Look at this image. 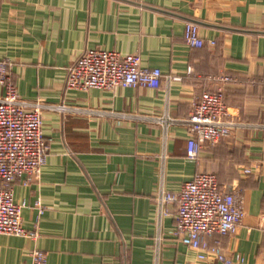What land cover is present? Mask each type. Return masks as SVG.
Listing matches in <instances>:
<instances>
[{
	"label": "crops",
	"instance_id": "obj_1",
	"mask_svg": "<svg viewBox=\"0 0 264 264\" xmlns=\"http://www.w3.org/2000/svg\"><path fill=\"white\" fill-rule=\"evenodd\" d=\"M187 21L202 47L184 40ZM89 48L138 53L142 66L161 69L160 85L68 87V68ZM0 60L22 98L71 107L42 110L40 175L13 184L23 226L39 235L0 233V264L27 263L33 248L44 264H223L199 260L172 235L176 205L162 213L155 200L198 172L241 198V224L221 239L243 257L233 264H264V0H0ZM225 73L240 124L190 157L183 120ZM163 115L175 119L166 130L150 120Z\"/></svg>",
	"mask_w": 264,
	"mask_h": 264
},
{
	"label": "built area",
	"instance_id": "obj_2",
	"mask_svg": "<svg viewBox=\"0 0 264 264\" xmlns=\"http://www.w3.org/2000/svg\"><path fill=\"white\" fill-rule=\"evenodd\" d=\"M183 37L192 47H202L204 39L199 26L193 21L185 23ZM214 44L212 39L209 41ZM162 71L159 67L141 65L138 53H122L117 50L89 48L82 51L67 71L66 85L70 88L151 87L160 85ZM171 78H177L173 76ZM222 84L214 90L201 91L192 102V109L183 121L188 126L187 154L195 157L205 144H214L232 133L238 123L225 102L224 83L234 80L228 73L219 76ZM0 233L14 234L35 239L36 229L22 224L21 211L24 201L13 197L14 181L26 176L25 183L36 179L45 160L47 145L42 130V110L66 111L63 103H43L22 98L10 74L8 64L0 60ZM164 130L174 122L168 115L150 118ZM250 172L249 167L243 169ZM155 200L166 213L165 205L174 203L176 211L171 234L195 250L199 260H215L223 264L242 261L234 258L221 245L224 236L233 234L241 224L243 208L236 191L219 186L216 174L198 172L184 181L176 192L159 189ZM39 213L43 207L35 201ZM30 261L21 264H44L46 253L38 248L29 251Z\"/></svg>",
	"mask_w": 264,
	"mask_h": 264
}]
</instances>
